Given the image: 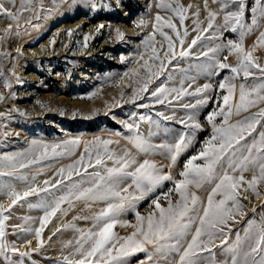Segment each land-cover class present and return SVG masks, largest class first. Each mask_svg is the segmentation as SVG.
I'll return each instance as SVG.
<instances>
[{"label":"snow or ice","instance_id":"obj_1","mask_svg":"<svg viewBox=\"0 0 264 264\" xmlns=\"http://www.w3.org/2000/svg\"><path fill=\"white\" fill-rule=\"evenodd\" d=\"M7 2L16 7L17 0H7ZM63 2L69 3V0H63ZM212 2L220 6L219 12L210 10L208 0H204L207 27L201 28L200 13L197 9L194 13L196 17L194 31L198 34L187 44V47H185V39L181 38L176 25L170 20L165 21L163 26L175 33L180 45L179 51H176L173 37L160 28H156V31H159V34L167 41V50L163 52V58L154 44L155 32L143 41L145 52L151 48L149 60L159 62L158 70L153 72L149 60H144L141 67L147 71L148 78L142 86L134 89L129 101L135 104L137 100L144 98L143 94L148 91L149 83L152 82L153 77L159 78L160 74L166 70V63L170 65L173 60L192 56V49L199 41L208 38L202 34L214 28V22L220 13H223L224 30H229L230 26V31L239 33V42L234 43L230 40L227 45L218 44L216 47L207 48L196 54L197 59L204 56L213 61L203 66L202 73L199 71L201 66L196 65L198 75L211 77L219 75V70L222 69H230L232 75L225 77L219 83V88L226 89L227 94L223 95V104L218 105V110L211 111L206 117L212 127L211 136L205 141L198 155H193L186 161L183 171L179 173L182 179H174L171 167L192 143V137L195 136L196 131L202 129L197 119V111H189L184 118L177 117L175 112L171 115L165 114L164 111L156 112L160 120L174 121L176 124L183 125L184 129L191 130L189 132L163 127L166 135L179 132L175 142L167 140L159 144L152 142L151 138L158 135V130L162 126L160 120H152L150 116L140 117V120H147L157 129V131L149 130L148 136L140 133L138 124L120 121L124 128L133 132L125 139L138 154L145 157L166 154V159L170 160L168 172H164L155 161L147 158L139 160L129 148L121 152L111 149L110 145L118 143L117 141L96 138L91 142H84L83 152L73 163L67 165V168L58 169L56 175L60 179H55L54 182L52 179H46L43 181L45 186L40 187L36 183V175L42 173L43 168H40L31 178L22 170L39 165L41 161L50 158L74 156L81 144L80 140L71 139L57 144L33 140L25 151L0 155V177L9 178L7 181H0V195L8 200L7 205L0 202V257H3L5 264H24V257L31 259V252L43 247L41 233L50 218L55 217L58 212L66 215L67 209H62V205L67 203L73 207L75 201H83L88 209H91L94 204L104 206L91 217L74 218L86 221L91 219L89 228H79L74 224L63 226L78 233L74 246L72 240L64 245V247L73 246V251L68 256H64L63 264H129V258L140 252L146 253L147 261L152 264H161L162 261L165 264H172L173 259L175 264H264V212H261L259 220L255 217L249 219L243 234L236 232L235 241L229 243L232 232L230 222L238 223L237 216L244 217L247 214L244 211L247 205L243 203L244 200H249L247 193L250 191L257 198L264 194L260 190V185L264 184V130H258V128L264 129V106H262L264 105V65L259 63L253 55L256 46L264 48V31H260L253 50H245L243 47L245 36L256 29L264 28V0H255V6L251 8V23L245 22V0H212ZM32 4L33 0H20L17 11L13 12L5 7L4 2H0V14L13 21H19L23 12L34 10ZM76 4H83L93 10L97 8L93 0H71L69 7ZM104 7L109 6L106 4ZM157 7L175 13L183 25L186 19L184 13L187 11L183 5L179 3L173 5L160 0ZM155 19L157 24H160L163 18L157 14ZM140 23L143 24V20ZM215 27L219 28V26ZM11 29L12 26L9 25L6 32H10ZM68 34L71 36V31ZM187 36L188 31L185 29L184 37ZM88 39L89 36L84 37L85 42ZM225 47L228 48L229 54H235V65L222 62L215 55L223 51ZM140 59H143V56ZM224 61H227V56L224 57ZM176 70L181 73L187 72L184 68ZM130 71L139 76V70ZM241 73L243 82L238 86L237 100L235 81ZM249 78L258 81L251 89L246 88L245 83ZM168 79H172L171 75ZM185 80L189 81L187 87H185ZM139 83L137 81V84ZM195 83V76H186L180 80L179 86H159L151 92L153 104H140L138 107L150 108L154 105L168 107L173 101L196 96L199 98L195 103H182L180 107L184 110L202 108L209 103V97L204 94L212 90L213 86L211 83H204L196 86L193 91H189ZM5 87L10 85L6 83ZM3 99L4 97L0 96V101ZM252 109L257 110L252 111ZM3 115L0 113V116ZM20 115L26 114L21 112ZM217 117L221 118L219 124L216 122ZM233 117L237 119L233 121ZM114 135L120 136L121 133L117 132ZM198 160L202 163H195ZM89 168L94 170L89 172ZM245 173H251V178L246 179ZM73 175L79 176L80 179L74 181ZM13 181L21 182L24 187L18 190ZM65 181L71 183L65 184ZM166 181H171L174 185L163 194L167 206H162L159 202L161 196H157L152 200L155 211L150 212L147 217L142 216L136 211V203L156 192L158 188H162ZM205 184L213 185L206 203L192 191L193 188L199 189ZM60 187H63L65 191L59 195L52 191ZM173 192L178 196L175 201L171 197ZM41 193L47 195L39 203L28 205L30 209L43 211L44 215L39 218L40 227L33 229L23 225L14 226L24 233L34 232L38 241L37 248L20 251L14 242L6 239L5 222L9 217L4 213L19 201L27 200L31 196H40ZM216 197L220 198L216 199ZM128 211L135 212V224L118 219L120 215ZM249 211L255 214L256 208H250ZM23 219L27 222L32 217ZM117 225L122 228L131 227L133 230L128 235L120 236L114 231ZM60 230V228L56 229V231ZM217 239H220L219 244L216 243ZM23 243L25 247H30L32 240L26 239ZM215 248L220 249L223 259H217ZM8 253L18 255L21 259L14 261ZM70 256L79 258L70 259ZM32 264L37 262L33 260ZM140 264H145V261H140Z\"/></svg>","mask_w":264,"mask_h":264},{"label":"rangeland","instance_id":"obj_2","mask_svg":"<svg viewBox=\"0 0 264 264\" xmlns=\"http://www.w3.org/2000/svg\"><path fill=\"white\" fill-rule=\"evenodd\" d=\"M4 2L5 7L16 12L20 0H17L16 7ZM97 8L95 10L85 7L83 4H76L69 7V3L63 0H33V11L23 12L19 21H13L0 14V155L11 154L25 151L29 148L33 140L46 144L63 143L66 140L78 139L81 141L72 157H54L41 161L39 165L30 166L22 171L31 178L36 175L40 168L43 172L36 175V183L44 187L43 181L46 179H60L56 175L61 167L67 168V165L73 163L83 152L84 142H91L96 138L111 139L118 143L110 145L111 149L121 152L125 148L132 150L139 160L145 158L155 161L164 172L169 171L170 160L166 159V154H153L145 157L138 154L135 148L125 139L133 132L124 128L120 121H126L129 124H138L139 131L144 136H148L149 130L157 131L155 125H150L147 120H140V117H152V120H160L156 116L157 111H164L165 114L175 115L179 118L187 116L189 111H197V119L202 129L197 130L192 137V143L178 157L176 164L171 167V173L174 179H182L179 173L183 171L184 164L193 155H198L207 139L210 138L212 127L206 117L213 110H218V105H222V97L227 94L226 89L221 90L219 83L225 77L231 76L230 69L219 70V75L208 77L203 74L198 75L196 65H200L199 70L202 73L204 65L213 63L207 57L196 54L207 48L216 47V45H227L228 41L239 42V33L223 28V13H220L214 22L215 27L203 33L207 39H202L192 49L193 55L180 60H173L172 64L166 63V70L160 74L159 78L153 77L148 85V91L143 94L144 98L136 101L135 104L129 102L133 91L142 86L148 78L147 71L141 67L144 60H149L148 52H145L143 41L155 32V47L159 50L163 58V52L167 50V41L156 31V28L164 31L173 37L176 44V51L180 50L179 42L176 40L175 33L164 25L165 21H171L180 32L181 38L185 39V47L198 34L194 31L196 19L194 13L199 9V20L201 28L207 27V11L205 10L204 0H164V3H179L187 11L184 13L186 19L183 25L175 13L157 7L160 0H93ZM245 22L251 23V8L255 6V0H245ZM108 5L105 8L104 5ZM191 6V7H189ZM219 5L208 0V8L219 12ZM159 14L163 19L157 24L155 17ZM143 20V24H141ZM11 25L10 32H6ZM103 27H100V26ZM139 25V26H138ZM187 29L188 36L184 37V30ZM71 31V36H69ZM260 31L264 28L254 30L251 34L245 36L243 47L245 50H253L259 37ZM122 34V36L120 35ZM89 36L87 42L84 37ZM86 44V46H85ZM212 54L210 53V56ZM222 62L230 65L236 64L235 54H229L227 47L223 51L215 54ZM253 55L258 62L264 65V48L255 47ZM143 56V59L140 57ZM227 56V61L224 57ZM123 58V61H122ZM152 71L158 70L159 62L149 60ZM178 68L187 69L186 73L179 72ZM133 69L139 70V76L133 74ZM128 73V75H125ZM171 75L172 79L168 77ZM186 76H195L196 83L193 85V91L196 86L204 83H211L212 90L207 92L209 103L196 110H184L180 107L182 103H195L199 97H184L183 100L173 101L172 105L165 107L154 105L150 108L138 107L140 104H153L151 92L157 87L167 85L169 87L179 86V82ZM143 78V79H141ZM137 81L140 83L137 84ZM243 82V74L237 77L236 99L239 95V84ZM10 87H5V84ZM189 81L185 80V87ZM246 88L251 89L258 83L257 80L249 78L246 82ZM95 93V95H93ZM90 97V98H89ZM264 106V105H262ZM257 109H252L256 111ZM23 112L26 115L21 116ZM135 114V115H133ZM237 117H233L235 121ZM221 118L217 117L219 124ZM161 128L158 135L153 136L152 142L159 144L165 140L175 142L179 132L165 134L163 127H171L180 131H191L184 129L183 125L176 124L174 121L160 120ZM258 130H264L259 129ZM134 131V130H133ZM121 133L120 136L114 133ZM109 166L111 162L109 161ZM195 163H202L196 161ZM51 165V166H49ZM94 169L89 168L92 172ZM82 171V169H81ZM245 178L250 179L251 173H245ZM8 177H0V181H7ZM80 177L73 175V180H79ZM16 183L17 189H22L24 185L19 181ZM71 183L65 181V184ZM213 185L205 184L202 188H193L192 191L200 197L201 201L206 203L207 196ZM174 185L171 181H166L162 188L149 194L144 199L136 203V211L142 216L147 217L150 212L155 211V205L152 200L161 196L160 203L167 206V201L163 199V194L168 192ZM260 190L264 193V184L260 185ZM58 195L65 191L63 187L52 189ZM130 191H132L130 189ZM47 194L41 193L40 196H31L27 200L19 201L9 211L5 212L9 219L5 222L9 242H14L20 251H30L37 248L38 241L33 233L21 232L16 225L31 227L33 229L40 227V217L44 215L41 209H30L29 203H39ZM249 200H244L247 205L244 211L247 213L244 217L237 216L238 223H231V235L229 243L235 241L236 232L243 234L247 221L253 217L257 220L261 212H264V194L257 198L250 191L247 193ZM173 201L178 199L176 193H172ZM220 197H216L219 199ZM0 202L5 205L8 200L0 195ZM102 204H94L91 209L85 207L83 201H75L74 206L70 207L67 203L62 205V209H67V214L58 212L55 217L50 218L49 222L41 233L43 247L38 251L31 252V259L24 257V264H32L35 260L37 264H63L64 256H68L73 251L75 239L78 233L71 228H64L65 225L74 224L79 228L91 227V219H74L75 217H91L98 212ZM199 207V206H198ZM256 208V213L249 211L250 208ZM24 217H32L25 222ZM121 221H128L130 224L136 223L135 212L128 211L118 217ZM60 228V231H56ZM131 227L122 228L116 226L114 231L120 236L131 233ZM15 232V234H13ZM55 232V235L53 233ZM32 240L30 247H25L24 241ZM69 240L73 241V246L64 247ZM217 244L220 239H217ZM150 247V246H149ZM217 259H223L220 255V249L215 248ZM12 260L19 261L18 255L8 253ZM72 257L70 259H78ZM172 259V258H170ZM152 264L147 261V254L135 253L129 258V264ZM0 264H5L3 257H0ZM165 264V262H161ZM175 264V260H172Z\"/></svg>","mask_w":264,"mask_h":264}]
</instances>
